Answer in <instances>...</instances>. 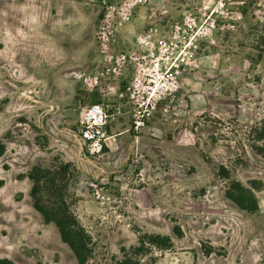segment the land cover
Segmentation results:
<instances>
[{
  "label": "rangeland",
  "instance_id": "374dc122",
  "mask_svg": "<svg viewBox=\"0 0 264 264\" xmlns=\"http://www.w3.org/2000/svg\"><path fill=\"white\" fill-rule=\"evenodd\" d=\"M219 1L146 0L115 32L114 51L149 56L148 68L176 78L168 112L135 130L134 105L115 97L118 79L99 74L100 0H0V258L77 264L33 208L26 178L69 163L60 177L92 239L86 264H112L137 232L173 242L143 264H264V157L253 149L264 141L250 134L264 121V0H226L227 13L213 17ZM93 103L121 110L100 156L78 132ZM221 166L253 192L257 211L225 197Z\"/></svg>",
  "mask_w": 264,
  "mask_h": 264
},
{
  "label": "built area",
  "instance_id": "2783aa9c",
  "mask_svg": "<svg viewBox=\"0 0 264 264\" xmlns=\"http://www.w3.org/2000/svg\"><path fill=\"white\" fill-rule=\"evenodd\" d=\"M145 1L121 0L112 3L109 0H100L102 10L95 32L97 53L104 62L99 74L106 81L118 79L115 97L120 102L126 99L134 105L135 130L144 127L155 114H166L170 104L175 101L177 92L176 78L172 73L167 74L158 67L150 69L146 66L145 60L149 56H140L123 48L118 51L111 48L110 43L115 32L120 26L130 22L136 7ZM226 3V0L216 3L213 17L227 13ZM160 53L162 57L167 52L162 50ZM128 73L131 75L128 76ZM94 83L96 84V80ZM104 87V91L112 89L110 83L104 84ZM108 107L109 105L103 103H93L80 111L78 132L92 156H100L104 153V147L109 148L107 140L110 138L108 131L111 129L112 118L121 112L119 105L115 108L116 112L112 111L111 114Z\"/></svg>",
  "mask_w": 264,
  "mask_h": 264
},
{
  "label": "trees",
  "instance_id": "16d2710c",
  "mask_svg": "<svg viewBox=\"0 0 264 264\" xmlns=\"http://www.w3.org/2000/svg\"><path fill=\"white\" fill-rule=\"evenodd\" d=\"M251 137L256 142L264 141V121L250 130ZM253 149L264 157V146H254ZM4 153V146L0 143V156ZM71 164L60 163L54 172L44 171L39 167L32 168L26 175L31 183L29 196L33 208L41 215L44 224H54L58 230L60 240L73 253L77 264H86L92 253V239L79 223L71 210L72 198L67 193L66 175ZM57 175L59 178H57ZM216 175L229 183L224 191L225 197L238 208L247 212L258 210V202L253 192L241 183L230 180V174L223 166L219 167ZM46 191L52 198V206H47L42 193ZM177 237L181 236L178 226L173 228ZM173 242L170 237L159 234L137 232L136 244L130 247H121L119 256L111 257L112 264H143L141 257L151 250L171 249ZM0 264H15L8 258H0Z\"/></svg>",
  "mask_w": 264,
  "mask_h": 264
},
{
  "label": "crops",
  "instance_id": "0c3cea01",
  "mask_svg": "<svg viewBox=\"0 0 264 264\" xmlns=\"http://www.w3.org/2000/svg\"><path fill=\"white\" fill-rule=\"evenodd\" d=\"M76 260V259H75ZM14 262V261H13ZM77 262V261H76ZM15 263V262H14ZM16 264V263H15Z\"/></svg>",
  "mask_w": 264,
  "mask_h": 264
}]
</instances>
